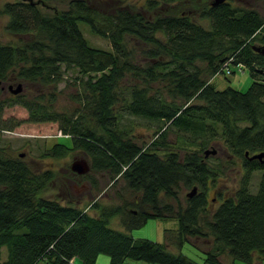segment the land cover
Segmentation results:
<instances>
[{
  "label": "trees",
  "instance_id": "1",
  "mask_svg": "<svg viewBox=\"0 0 264 264\" xmlns=\"http://www.w3.org/2000/svg\"><path fill=\"white\" fill-rule=\"evenodd\" d=\"M51 1L55 0L3 4L1 12L9 17L5 28L13 38L0 42V84L21 81L23 91L30 84L57 87L64 72H75L87 112L60 116L53 109L52 93L47 99L37 96L27 101L23 91L13 94L8 89L12 96L2 99L0 87V115L20 104L28 109L26 120L31 125L58 122L62 136L71 142H56L42 157L62 158L73 150L83 151L90 171L82 177L96 194L86 207L45 196L57 172L35 173L24 160L0 147V264H70L77 258L82 264H95L100 254L108 255L111 264H126L128 259L149 264H226L219 259L224 251L247 263L264 260V163L245 155L264 152V56L252 48L264 44V16L228 0L217 6L204 1L200 18L207 25L188 12L147 17L120 7L103 14L89 0H70L68 8L51 10L46 5ZM182 1L146 0L144 5L156 10ZM81 23L93 34L109 38L113 49L92 46ZM127 33L149 44L147 65L133 62L123 42ZM198 60L207 63L213 77L227 75V64L231 74L248 68L254 80L245 92L232 86L217 89L204 77ZM129 76L141 84L127 91L125 110L156 127L151 140L142 144L119 126L112 108L119 99L120 82ZM89 102L94 106L89 107ZM170 133L183 140L170 143ZM213 140L223 141L230 154L242 160L245 176L210 210L208 184L216 183L233 163L222 162L217 153L206 156ZM190 143L200 148L189 151ZM256 170L262 174L252 192L250 176ZM99 174L107 175L111 186L123 181L120 203L99 201L105 190ZM180 184L200 187L184 208L176 190ZM168 199L178 203L177 210ZM115 218L123 230L111 226ZM150 218L177 221L176 229L165 230L166 243L131 234ZM209 232L216 244L208 251L199 249L201 262L182 253L188 236ZM170 245L179 252L170 251Z\"/></svg>",
  "mask_w": 264,
  "mask_h": 264
},
{
  "label": "rangeland",
  "instance_id": "2",
  "mask_svg": "<svg viewBox=\"0 0 264 264\" xmlns=\"http://www.w3.org/2000/svg\"><path fill=\"white\" fill-rule=\"evenodd\" d=\"M7 1L13 0H0V42L2 43H8L13 38L5 28L9 17L1 12L3 4ZM69 1L70 0H55L46 5L51 10H56V8L61 10L68 8ZM204 1L205 0H200L199 3H195L194 0H184L182 2L174 3L171 6H164L163 8L155 10L149 9L144 5L146 0H89V2L103 14L114 13L115 10L120 7L132 8L134 12L143 13L147 17H152L155 14L160 13L188 12L194 16L197 22L207 25V20L200 18V11L203 8ZM228 1L240 7L256 9L264 16V0ZM80 26L85 37L92 46L107 50L113 49V44L109 38L93 34L85 24L81 23ZM123 42L127 49L131 51L132 59L135 64L145 66L149 63L150 60L145 55L150 47L147 42L140 40L137 35L133 33L125 34ZM162 58L168 59L165 55H163ZM196 64L202 69L204 77L209 80L211 79L217 89H224L227 86H232L245 92L254 80L250 75L248 68H238L235 70V73H230V75L226 73L227 75L219 74L213 77L210 74L206 62L198 60L196 61ZM77 76L78 74L75 72H64L63 80L57 87H42L39 84H30L29 86H26L27 89L25 87V90L22 92L25 96L23 100L30 101L33 97L37 96H45L47 99L48 96L51 95L50 93H52L53 96L51 97L54 102L53 109L57 111L60 116L63 114L67 116L72 114H75L76 116H79L81 113L85 114L87 109H84L83 100L80 99L78 95L83 94L84 90L82 83L76 78ZM19 82L21 81L0 84L2 89L1 98L9 99L12 94L8 90V86ZM136 84H141V82L139 79L132 76L123 79L117 89L119 99L115 101L112 108L114 114L119 118V126L125 127L133 140L138 144H142L143 140H146L147 142L151 140L152 133L156 127H148L145 120L138 118L125 110L124 99L127 97V91ZM3 86H5V89L2 88ZM91 106H94V103L89 102V107ZM28 112V109L20 104H15L3 110L0 115V147L3 148L8 155L19 157L24 160L35 173L48 169H54L57 172L56 179L43 193L45 196L57 197L62 200L63 203L70 201L74 205L80 204L81 206L86 207L91 202L92 196L96 194V192L89 181L85 180L82 175L71 170V164L77 159H86L89 161V157L81 150H73L66 157L62 158L42 157L44 151L56 142L69 144L71 140L62 136L58 122H48L40 125L29 124L26 120ZM177 136L176 133H170L168 137L169 142L173 144L183 140L181 136L180 138ZM199 148L200 146L198 144L193 143H190L186 147L189 151L197 150ZM211 148L217 149L216 157L220 158L222 162L233 160V163L228 166L227 171L225 170L224 173L221 172L222 174H220L216 183L212 184L210 182V184H208V204L210 210H214L219 206L223 198L230 195L231 192L238 188L245 176V169L242 166V160L239 157H233L223 141H211L208 145V149ZM179 152L182 155L184 150L180 149ZM20 154H23V156H20ZM209 159L211 162L214 160L211 159V157ZM261 174V170H256L251 173L250 190L252 192L257 189ZM102 175L103 174L96 175L102 187L104 186L105 188L103 191L104 197L98 196V198L100 197L99 201L105 204L120 203L121 198L119 197L118 190L124 184L123 181L116 186H111L110 181H108V176ZM192 187L193 186L187 187L180 184L176 189L180 203L179 205L183 208L187 205V193L192 190ZM199 190L200 187L197 188V193ZM166 201L173 203L177 210L178 203L176 201L172 199ZM177 225L178 223L175 219L161 220L158 218H150L143 227L133 229L131 234L134 238H148L159 243H166L165 230L176 229ZM111 226L123 230V227L117 218L113 219ZM187 239L189 242H186L183 245L181 250L182 253L199 262H201L203 258L200 250H211L216 244L215 237L210 232L208 233V236H188ZM194 245L196 247H194ZM168 249L174 253L179 252L177 247L171 245ZM3 252L6 257V247L3 248ZM103 256L108 257L110 262L108 255L100 254V258ZM219 259L226 264H264V260H256L254 263L244 262L240 259L234 258L227 251H224ZM73 264H81V261L77 258ZM126 264L149 263L142 260L128 259Z\"/></svg>",
  "mask_w": 264,
  "mask_h": 264
},
{
  "label": "water",
  "instance_id": "3",
  "mask_svg": "<svg viewBox=\"0 0 264 264\" xmlns=\"http://www.w3.org/2000/svg\"><path fill=\"white\" fill-rule=\"evenodd\" d=\"M227 0H212L211 4L212 6H217L219 4H222L224 2H226ZM252 48L259 54L264 56V44H259V45H253ZM5 88V86H4ZM24 85L22 82L16 83V84H10L8 86V89L13 93V94H18L20 92L23 91ZM217 153V149L216 148H211V149H207L205 151L206 156H208L209 154H216ZM245 155L250 159H259L262 163H264V152H259V153H255L250 155L249 151H246ZM21 156H23V154H21ZM71 170L79 175H85L90 171V164L89 161L86 159H81V160H75L73 161V163L71 164ZM197 192V186H194L192 188V190L187 193L188 197H192L193 195H195V193Z\"/></svg>",
  "mask_w": 264,
  "mask_h": 264
},
{
  "label": "crops",
  "instance_id": "4",
  "mask_svg": "<svg viewBox=\"0 0 264 264\" xmlns=\"http://www.w3.org/2000/svg\"><path fill=\"white\" fill-rule=\"evenodd\" d=\"M74 261H73V263H74ZM81 264H82V262H81ZM95 264H111V263L109 262L108 257L103 256L102 258H100V255H99Z\"/></svg>",
  "mask_w": 264,
  "mask_h": 264
},
{
  "label": "built area",
  "instance_id": "5",
  "mask_svg": "<svg viewBox=\"0 0 264 264\" xmlns=\"http://www.w3.org/2000/svg\"><path fill=\"white\" fill-rule=\"evenodd\" d=\"M224 68L226 69V70L225 69L224 70L226 71L227 74H230L231 73V69L227 66V64H225V67ZM73 261L74 260H72L70 264H72Z\"/></svg>",
  "mask_w": 264,
  "mask_h": 264
}]
</instances>
